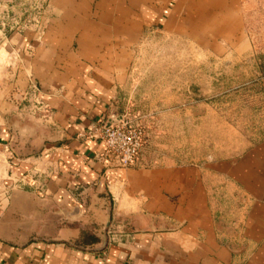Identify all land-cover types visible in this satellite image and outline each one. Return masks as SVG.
<instances>
[{
    "label": "crops",
    "instance_id": "obj_1",
    "mask_svg": "<svg viewBox=\"0 0 264 264\" xmlns=\"http://www.w3.org/2000/svg\"><path fill=\"white\" fill-rule=\"evenodd\" d=\"M35 1L0 67V264H264V139L207 168L123 167L89 135L129 104L151 34L251 49L242 0Z\"/></svg>",
    "mask_w": 264,
    "mask_h": 264
},
{
    "label": "rangeland",
    "instance_id": "obj_2",
    "mask_svg": "<svg viewBox=\"0 0 264 264\" xmlns=\"http://www.w3.org/2000/svg\"><path fill=\"white\" fill-rule=\"evenodd\" d=\"M242 3L251 49L225 50L208 36L161 32L140 44L130 102L119 111L142 130L138 166L207 168L264 139V0ZM42 6L0 0L1 68L21 58L16 42L32 40Z\"/></svg>",
    "mask_w": 264,
    "mask_h": 264
},
{
    "label": "built area",
    "instance_id": "obj_3",
    "mask_svg": "<svg viewBox=\"0 0 264 264\" xmlns=\"http://www.w3.org/2000/svg\"><path fill=\"white\" fill-rule=\"evenodd\" d=\"M89 135L99 138L107 152L123 167L134 164L143 147L142 130L123 114L115 115L110 122L96 126ZM113 235L109 234L108 239L113 238Z\"/></svg>",
    "mask_w": 264,
    "mask_h": 264
},
{
    "label": "water",
    "instance_id": "obj_4",
    "mask_svg": "<svg viewBox=\"0 0 264 264\" xmlns=\"http://www.w3.org/2000/svg\"><path fill=\"white\" fill-rule=\"evenodd\" d=\"M117 232H119V231L117 229L113 228V227L108 230V224H107L105 226V228H104V233H103V238H102L101 246H104L106 244L107 237H108L109 234H115Z\"/></svg>",
    "mask_w": 264,
    "mask_h": 264
}]
</instances>
